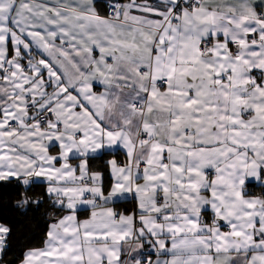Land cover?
Listing matches in <instances>:
<instances>
[{"label": "snow or ice", "instance_id": "snow-or-ice-1", "mask_svg": "<svg viewBox=\"0 0 264 264\" xmlns=\"http://www.w3.org/2000/svg\"><path fill=\"white\" fill-rule=\"evenodd\" d=\"M0 191V264H264V0H0Z\"/></svg>", "mask_w": 264, "mask_h": 264}, {"label": "trees", "instance_id": "trees-1", "mask_svg": "<svg viewBox=\"0 0 264 264\" xmlns=\"http://www.w3.org/2000/svg\"><path fill=\"white\" fill-rule=\"evenodd\" d=\"M10 197L0 191V222L13 225V240L5 260L11 262L27 247H39L42 222L31 216H21L10 207Z\"/></svg>", "mask_w": 264, "mask_h": 264}, {"label": "crops", "instance_id": "crops-1", "mask_svg": "<svg viewBox=\"0 0 264 264\" xmlns=\"http://www.w3.org/2000/svg\"><path fill=\"white\" fill-rule=\"evenodd\" d=\"M121 159H123V158L121 157ZM101 163H102V162H97L96 165H94V166H100ZM132 207H133V204H132L131 202L121 203V204L119 205L118 210H124V209H127L128 211H131ZM81 218H83V216H81Z\"/></svg>", "mask_w": 264, "mask_h": 264}]
</instances>
